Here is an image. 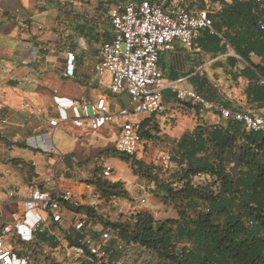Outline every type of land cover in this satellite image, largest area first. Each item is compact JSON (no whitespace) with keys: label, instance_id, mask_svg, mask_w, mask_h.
<instances>
[{"label":"crops","instance_id":"0c3cea01","mask_svg":"<svg viewBox=\"0 0 264 264\" xmlns=\"http://www.w3.org/2000/svg\"><path fill=\"white\" fill-rule=\"evenodd\" d=\"M127 1L131 0H0V224L8 220L16 223L18 202L30 195L35 184L47 189L59 187L60 190H76L83 194L84 204L92 196H100L101 188L96 183H85L92 176L80 171V159L76 156L87 154L83 135L93 132L76 129L70 123H63L52 130L48 117L56 111V96L76 101L96 100L104 94L108 98L104 89H109L110 74L107 73L102 78L98 76L95 72L96 56L101 45L113 38L110 22L112 9L117 2ZM148 1L163 3L167 9L177 6L195 10L206 8L211 14L217 13L223 6L221 0ZM226 2L231 4L233 0ZM204 39V32L198 31L192 49L177 42L174 51L161 56L159 67L166 85L163 110L152 116H141L138 120L151 118L153 126H160L165 121L164 114L175 112L173 109L179 105L176 102L175 88H190L201 94L209 85L214 91L209 97L211 102L221 101L233 112L262 114V110L253 109L250 105L251 98L247 94L250 82L242 76V71L248 66L247 62L232 50L218 56L205 51L202 47ZM69 53L75 56L73 62L68 59ZM251 60L257 65L263 63L262 58L255 55H252ZM165 98L169 99L168 106L164 105ZM69 114L71 115L70 111ZM186 117L192 124L185 122ZM202 117L204 115L198 116L194 111L178 113L173 125L159 127V132L154 130L150 140L166 141V147L158 151L167 150L172 154L180 139L185 134L192 133L198 126L197 120ZM205 118L212 124L226 121L215 112ZM106 129L107 127L100 132ZM61 130L71 132L76 137L74 145L65 152L70 155L72 166L65 165L66 155L59 149L50 151L49 139ZM115 133L117 137V128ZM103 160L108 162L107 159L101 161ZM55 162H61L57 168L58 181L47 182V167ZM121 163L122 161L117 164ZM98 178L102 179L100 174ZM115 178L116 182L125 183L124 189L128 195L133 194L131 187L125 182V176L116 175ZM134 178L138 177L135 175ZM5 188L10 189L9 193L4 192ZM11 192L15 193L14 198L9 197ZM122 201H125L122 209L126 210L121 209L115 214L109 203H101L95 208L96 215L114 223L132 221L135 213H130L127 198H123L121 203ZM146 210L153 212L154 209ZM77 213L78 211L69 212L66 217L74 219ZM116 215L118 221H114ZM21 222L31 226L32 215ZM65 227L64 230L68 224ZM93 227L98 228L96 225ZM71 233L76 235L73 230ZM126 248H140L143 255L139 258L140 262L145 260V255L146 264L157 261L156 257L152 259L150 251L139 245L126 243ZM121 253L123 252L116 251L102 264H121Z\"/></svg>","mask_w":264,"mask_h":264},{"label":"trees","instance_id":"16d2710c","mask_svg":"<svg viewBox=\"0 0 264 264\" xmlns=\"http://www.w3.org/2000/svg\"><path fill=\"white\" fill-rule=\"evenodd\" d=\"M221 4L217 13L209 11L216 33L201 30L205 38L202 47L216 56L232 50L247 62L242 76L250 82V105L262 110L260 116L264 117V0H233L231 4L221 0ZM252 55L262 58L263 63L254 64ZM150 120L141 124L159 132V126ZM197 124L173 148L171 162L178 166L177 173L171 183L162 184V195L154 196H163L164 204H178V218L158 222L146 210L133 215L130 222L112 225L126 243L150 251L158 264H264V134L249 132L233 119ZM145 135L152 138V133ZM117 155L133 171L143 166L130 161L134 156ZM96 184L108 199L116 195L127 198L121 183L98 180ZM175 184L179 189L173 187ZM84 208L95 222L111 224L96 215L95 208L79 210ZM48 239H52L49 233H38L33 243L22 246L36 248ZM88 260L95 264L96 259Z\"/></svg>","mask_w":264,"mask_h":264},{"label":"built area","instance_id":"2783aa9c","mask_svg":"<svg viewBox=\"0 0 264 264\" xmlns=\"http://www.w3.org/2000/svg\"><path fill=\"white\" fill-rule=\"evenodd\" d=\"M110 22L113 38L101 45L96 56L95 72L101 78L109 73V91L113 95H127L129 105L114 111L106 94L96 100L82 101L56 96V111L49 115L48 124L50 129L56 130L63 123H70L74 128L87 132H100L113 126L118 129L115 151L137 157L144 153V145L152 142L144 137V133H152V130L149 125L141 124L144 119L136 120L133 117L152 116L163 110L166 85L159 67L161 56L174 51L177 42L192 49L198 31L209 30L211 34L216 31L206 8L195 10L177 6L167 9L163 3L148 0L117 2L111 11ZM68 59L73 62L75 56L69 53ZM261 82L264 85V79ZM175 96L180 102L213 111L223 120L233 119L249 132L264 134L263 116L233 112L223 102H211L190 88H175ZM51 143L50 151L53 152L56 150L53 136ZM161 159L169 166L172 154L164 150ZM60 163L55 162L47 167V182L57 183ZM100 170L101 178L110 184H125L116 182L115 169L106 160L101 162ZM201 179L207 178L202 176ZM9 197L14 198L15 193L11 192ZM100 199V196H92L84 204L83 194L76 190H60L59 187L47 189L35 184L30 195L18 202L16 223L0 224V264H35L34 249L28 251L22 244L33 243L38 233L56 236V230H64L67 224L64 231L70 236L73 252L87 254L88 258H94L101 264L107 262L116 251L123 252L126 241L120 230L112 225L113 221L109 220L111 224L105 226L99 221L95 222L86 211L79 210L84 205L91 209L99 207L102 203ZM103 203L116 207V199L110 198ZM145 203L146 200L142 199V204ZM75 211H78L77 217H66L67 213ZM28 215H32L31 226L21 222ZM95 225L98 228L94 229ZM15 229V238L22 247L18 250L20 254L10 238ZM72 230L76 235H72Z\"/></svg>","mask_w":264,"mask_h":264},{"label":"rangeland","instance_id":"374dc122","mask_svg":"<svg viewBox=\"0 0 264 264\" xmlns=\"http://www.w3.org/2000/svg\"><path fill=\"white\" fill-rule=\"evenodd\" d=\"M110 8L108 9V12H110ZM108 19V18H107ZM109 20V19H108ZM107 74V73H106ZM207 84V83H206ZM108 93V99L111 103V106L113 110L117 111L121 107H127L129 105V99L127 95H113L105 87L104 89ZM200 92V91H199ZM213 89L211 90L210 85L206 86L205 91L201 92L208 100L211 101V93H213ZM178 107L174 108L173 111H169L170 114L165 115V121L161 123L159 127L163 126H171L177 121L178 113L181 112H189L194 111L198 116L204 115V117L199 118L197 120L198 122H201L203 120L209 121V119L205 118L212 114V111H206L200 107H193L192 105H188L186 103L176 101ZM169 99L165 98L164 105L168 106ZM182 109V110H181ZM199 109V111H197ZM178 112V113H177ZM253 113V112H250ZM255 114V113H253ZM258 114V113H257ZM262 115V114H259ZM144 116V115H141ZM141 116L133 117L134 119L138 120ZM168 120H171L172 122H168ZM185 122L187 124H192L191 120H189L188 117L185 118ZM116 129L111 127H107V129L104 132H93L89 135H83V143L86 155H80L77 154L76 156L80 159V171L82 173H87L88 175H91L92 177L88 178L85 183L87 184H93L91 181L94 180V183H96L97 180H103L106 182V179H100L98 178V175L101 176V171L99 170V166L101 165L102 159H107L108 162L111 164V167L115 169V177L116 175L125 176V182L129 184L131 187V192L133 194H129L131 198H129V195L127 194V207L130 206V213H135L134 215L138 214L139 212L146 211V209H154L152 210L153 215L158 222H164L168 219H172L175 217H178V204H164L162 201V197H154L156 193L158 195H162L160 192V189L162 188L163 183H169L174 177V175L177 173L178 166L171 162L169 167L167 168L166 165L163 163L161 157L163 151H158L160 149H163L166 147V141H152L150 143H146L145 151L143 154L138 155L137 157L131 158L130 161L132 163L134 162H140L143 166H136L134 171L131 169L130 165L128 166L126 164H123V161L119 158L117 153L114 151V139L116 137ZM149 137L145 135V139H148ZM75 135L71 132L61 130V132L57 133L54 136V144L56 145V148L59 149L61 152L65 154L69 148H71L75 143ZM49 144L51 143V138L48 141ZM84 153V151L82 152ZM171 153V152H170ZM66 155V161L65 165L72 166L73 163L71 162L70 155L67 153ZM117 158V159H116ZM121 164H117L118 162H121ZM125 163V162H124ZM132 170H130V169ZM61 173V172H60ZM138 178H134L135 175ZM156 179V182L154 181ZM89 180V181H88ZM171 183V182H170ZM121 185L124 184L121 183ZM132 187H135L133 189ZM175 189H179L180 185L175 184L173 185ZM9 188H5L4 192L9 193ZM96 196V195H95ZM100 201L103 203L104 200H106L107 197L102 196L100 194ZM113 197V196H112ZM122 197H118L116 195V207H112V211L116 214L117 211H120L122 209V205H124L121 200ZM142 199L146 200L145 204H142ZM112 201V200H111ZM160 202V204H159ZM163 203V204H162ZM104 208V207H102ZM123 211L126 210V208L122 209ZM121 210V211H122ZM133 215V214H132ZM118 215H116V218H114V221H118ZM8 222L12 223L13 221ZM118 223V222H116ZM17 234V230L10 235V238L12 239L13 245H15L17 252L19 249H21V245L19 244L18 240L15 238ZM56 236H52V239H48V241H45V243H42L40 246H37L34 249V256L36 257V263L35 264H92L89 263L88 255H79L78 253L73 252L72 245L73 243L70 242V236H68L67 232L60 229L56 230ZM37 234H35L36 240ZM50 242V243H49ZM29 248V247H27ZM30 249H28L29 251ZM124 253H127L128 255H124ZM132 255V258L130 257ZM135 256H138L136 258ZM142 251L140 248L137 250L133 249H125L123 253L120 255V262L121 264H146L147 260L145 255V260L143 262L139 261V258L142 257ZM97 264L96 260L94 262ZM152 264H158V260L155 262V260L152 262ZM162 264V263H161Z\"/></svg>","mask_w":264,"mask_h":264}]
</instances>
